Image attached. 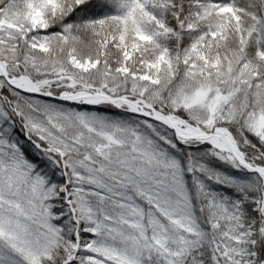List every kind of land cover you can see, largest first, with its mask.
<instances>
[{"label":"snow or ice","instance_id":"1","mask_svg":"<svg viewBox=\"0 0 264 264\" xmlns=\"http://www.w3.org/2000/svg\"><path fill=\"white\" fill-rule=\"evenodd\" d=\"M0 264H264V0H0Z\"/></svg>","mask_w":264,"mask_h":264}]
</instances>
